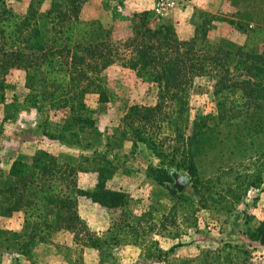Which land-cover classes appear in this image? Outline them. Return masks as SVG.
<instances>
[{
    "label": "rangeland",
    "instance_id": "obj_1",
    "mask_svg": "<svg viewBox=\"0 0 264 264\" xmlns=\"http://www.w3.org/2000/svg\"><path fill=\"white\" fill-rule=\"evenodd\" d=\"M158 1L152 0L151 7L144 9L145 5H139L138 0H84L79 17L93 24L108 25L117 37L131 33L132 15L142 11L149 12V23L153 27L170 22L181 39L193 34V20L199 11L214 17L247 20L251 27L264 25L255 23L256 10L250 8L252 1L248 5L246 0H169L163 11L158 10ZM5 2L14 11L25 14L31 3L38 13L44 12L51 0ZM195 2L203 8L197 7ZM213 24L215 28L209 33L212 37L219 35L239 44L244 42L245 35L226 21L214 19ZM98 77L108 100L99 102L96 93L86 94L87 104L95 111L91 116L93 126L84 129L76 123L71 129H65L70 116L68 108L28 107L18 110L14 119L3 121L5 103H0V173L7 174L14 158L28 161L37 151L48 152L59 160L65 156L78 161L81 156H95L96 164L107 170L106 186L125 191L128 204L124 210H112L71 193L76 198L77 212L85 228L101 239L96 245L81 241V235L75 238L68 231L57 230L43 239L35 237L25 246L27 234L12 236V233L22 232V213L0 214V264H264V246L250 241L246 235L249 227L264 221V183L247 185L258 164L257 157L264 150V134H249L240 121L218 126L214 145L196 156L193 154L198 172L197 187L185 170L170 167L172 173L188 178L181 189L174 186L173 178L172 186L178 193L184 191L186 198L175 202L158 193L162 188L150 171V168H165L164 164H168L172 156L181 157L179 143L174 146L168 125L158 118L154 127L141 128L144 136L153 137L162 156L130 133H122L124 115L131 106L155 104L156 85L149 76H138L121 59H115ZM7 81L13 88L5 90L6 102L13 96L20 102L26 93L24 72L13 71ZM185 96L182 126H186L183 135L187 136L198 115L215 113L216 98L208 78L196 79ZM44 130L56 137H48ZM171 146L177 151L172 152ZM97 173V169L77 172V186L93 188ZM3 179L0 177V181ZM157 197H160L159 202ZM121 222L137 227L136 241L129 240L128 234H120V239L125 240L118 244L106 239L107 228ZM147 246L155 254L160 253L153 258L146 257ZM230 246L241 250L238 257L228 254Z\"/></svg>",
    "mask_w": 264,
    "mask_h": 264
},
{
    "label": "trees",
    "instance_id": "obj_2",
    "mask_svg": "<svg viewBox=\"0 0 264 264\" xmlns=\"http://www.w3.org/2000/svg\"><path fill=\"white\" fill-rule=\"evenodd\" d=\"M83 1L51 0L49 7L40 13L31 3L26 13L21 14L5 0H0L3 121L14 119L18 110L28 107L68 108L70 116L65 129H71L74 123L81 129L93 126L91 116L95 110L87 104L86 94L96 93L99 102H106L108 96L98 75L115 59H121L138 76H149L157 87L153 106L134 105L124 115L122 133H130L162 156L153 137L144 136L141 128L154 127L158 118L168 125L174 146L179 143L181 157L172 156V160L164 164L165 168H150V171L162 188L158 193L175 202L186 198L184 191L178 193L172 186L173 170L170 167L185 170L191 176L193 186L197 187L198 172L193 154L196 156L214 145L218 126L240 121L249 134H264V25L251 27L247 20L214 17L199 11L193 20V34L181 39L170 22L153 27L149 23V12L142 11L132 15L134 27L131 33L117 37L108 25L93 24L79 17ZM246 1L248 5L252 1L250 8L256 10L255 23H264V0ZM214 19L226 21L243 33L244 42L239 44L224 36L209 35L215 28ZM15 70L24 72L26 93L20 102H16L15 96L6 102L5 90L13 88L7 76ZM198 78L211 80L216 111L198 115L192 122L190 134L184 136L185 93ZM44 131L48 137H56V134ZM174 146H171L172 152L177 151ZM257 159L249 186L264 183V150ZM95 161V156H81L79 161L65 156L59 160L45 151H37L28 161L14 158L7 174L0 173L4 178L0 181V214L18 211L23 215L22 232L12 233V236L27 234L25 246L35 237L43 239L57 230L68 231L75 238L81 235V241L92 245L101 241L85 228L72 194L85 196L112 210H124L128 194L107 187V170ZM96 169L98 180L93 188L77 186V172ZM156 199L159 202L160 197ZM120 234H128L129 240L136 241L138 229L122 222L113 224L106 230V239L118 244L125 240L120 239ZM246 235L250 241L264 246V221L249 227ZM230 247L228 254L238 257L241 250L237 246ZM158 254L150 246L145 248L148 258Z\"/></svg>",
    "mask_w": 264,
    "mask_h": 264
},
{
    "label": "water",
    "instance_id": "obj_3",
    "mask_svg": "<svg viewBox=\"0 0 264 264\" xmlns=\"http://www.w3.org/2000/svg\"><path fill=\"white\" fill-rule=\"evenodd\" d=\"M174 178V186H176L178 189H181V187L187 182L188 178L185 175H181L179 173H172Z\"/></svg>",
    "mask_w": 264,
    "mask_h": 264
},
{
    "label": "crops",
    "instance_id": "obj_4",
    "mask_svg": "<svg viewBox=\"0 0 264 264\" xmlns=\"http://www.w3.org/2000/svg\"><path fill=\"white\" fill-rule=\"evenodd\" d=\"M152 1V0H151ZM151 1L150 0H138V3H139V5L141 4V5H145V6H143V8L144 9H149L150 7H151ZM196 3V5H197V7H202L203 8V6H199L200 4H198V2H195ZM154 4L152 3V6H153ZM193 5H195V4H193ZM169 13H170V11H169ZM169 13H168V15H169ZM179 18V17H178Z\"/></svg>",
    "mask_w": 264,
    "mask_h": 264
},
{
    "label": "built area",
    "instance_id": "obj_5",
    "mask_svg": "<svg viewBox=\"0 0 264 264\" xmlns=\"http://www.w3.org/2000/svg\"><path fill=\"white\" fill-rule=\"evenodd\" d=\"M169 5V0H159L157 3L158 10L163 11L165 10Z\"/></svg>",
    "mask_w": 264,
    "mask_h": 264
}]
</instances>
